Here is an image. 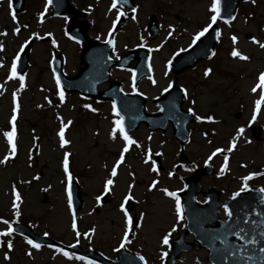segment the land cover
Returning a JSON list of instances; mask_svg holds the SVG:
<instances>
[{
  "label": "rangeland",
  "instance_id": "1",
  "mask_svg": "<svg viewBox=\"0 0 264 264\" xmlns=\"http://www.w3.org/2000/svg\"><path fill=\"white\" fill-rule=\"evenodd\" d=\"M101 1L97 18H105L103 15L108 12L106 7L110 4ZM70 3L77 9L87 10L96 4V0H70ZM42 4L43 0H26L24 11L8 23L11 35L0 38V62L5 64V68L0 67V81L8 76L13 54L31 37L34 39L28 70L22 75L24 87L20 88V80L16 76L6 82L0 95V160L9 157L0 163V214L20 211L22 217L37 221L39 233L48 231L51 237L66 244H78L86 250H96L107 258L115 259L125 229L130 226V223H125L124 212L120 209L124 196L129 195L134 203L132 215L136 216L140 227L131 232L124 247L137 252L147 264H162V254L169 252V243H162L164 235L167 234L171 241L178 236L184 224L182 218L177 220L175 199L163 191L174 192L181 187L180 176L184 170L174 171L179 162V142L173 138L170 127L165 132L152 133L140 125L129 134L139 147L135 144L129 146L117 166V175L111 177L110 201L97 205V197L102 195L104 183L110 178L112 167L124 146L118 130L110 135L118 116L112 112L111 104L82 98L75 93H63L61 102L50 67L52 50L58 48L61 51L64 72L72 75L80 66V45L65 33L69 15L51 17L47 13L43 23L35 18ZM139 4V14L134 19L127 18L120 27L121 32L116 34L115 53L146 42L143 35L145 21L155 10L161 34L156 40L146 42L151 48L158 47L151 51L149 61L152 79L143 80L137 87V91L146 98V112L152 113L158 110L153 99L167 89L174 78L168 62L207 22L211 15V0H144ZM5 13L4 10L3 15ZM108 14L103 24L99 22L88 31L92 38L101 28L103 36L114 18V12ZM89 17L92 15H87L91 22ZM14 29L18 31L14 33ZM219 33L220 43L213 56L180 74L178 84L186 98L183 107L201 117V120L188 125L189 139L183 148L184 156L190 164L201 166L219 148L222 151L207 162L218 171L224 164V156H228L225 172L207 176L202 183L205 188L215 186L219 189L224 195H221L223 201L228 193L241 190L242 186L264 190V101L257 108L255 101L260 99L261 89L251 90L259 84V74L264 72V48L259 46L264 44V0L241 3L234 19L219 25ZM42 36H48L49 42L41 41L39 37ZM233 36L237 38L235 44L231 39ZM253 39L258 43H253ZM233 49L247 59L231 56ZM205 70H209L207 76ZM110 74L111 78L123 83L126 91L132 90L128 70L115 69ZM14 94L17 119L10 124ZM209 116L212 121L207 120ZM249 123L262 128L258 139L251 136ZM13 125L16 132L14 155L10 153L3 135L11 131ZM61 125H66L64 139L67 143L63 147L58 135ZM241 128L243 132L237 136V130ZM234 137V147L228 151ZM65 153L68 154L69 174L82 189L83 204L76 215L70 213L65 191L68 181L63 170ZM156 157L161 168L156 166L153 172L151 168ZM169 173L175 175L169 176ZM252 173L257 175L248 181L242 179ZM153 181L157 183L152 185ZM14 188L18 191V200L13 195ZM43 195L47 197L46 202H43ZM197 199L203 202L201 196ZM13 200H16V208L12 207ZM220 217H224L223 213ZM73 218L78 225L75 232ZM77 232L80 233L79 238L76 237ZM186 239L192 240V237ZM31 252L32 262L17 258L4 264H96L77 259L71 253L66 257L62 251L52 249H33ZM205 257L204 249H196L182 253L175 264H207Z\"/></svg>",
  "mask_w": 264,
  "mask_h": 264
},
{
  "label": "water",
  "instance_id": "2",
  "mask_svg": "<svg viewBox=\"0 0 264 264\" xmlns=\"http://www.w3.org/2000/svg\"><path fill=\"white\" fill-rule=\"evenodd\" d=\"M238 0H221V11H226V16L229 17L234 13ZM216 29L213 28L207 36L202 38L198 45L191 51L183 53L176 57L172 62V70L175 72H180L184 68L192 66L197 60L205 58L212 53L215 41H216ZM29 48V47H28ZM27 50L22 55L21 59L26 60ZM88 51L84 50L83 58L87 55ZM85 62V60H83ZM146 65V59L144 60ZM99 69L95 72H90L87 75L80 76V74L75 78H72L67 81H71L69 89H78L84 94L99 96L95 92V85L97 82H101L106 78V68ZM66 86V82H63ZM114 86V85H112ZM158 116V115H156ZM150 116V117H156ZM141 119H145V116L142 115ZM192 120V118L190 119ZM200 171H196L195 175L186 179L188 185H190L192 193H189L188 197L194 203V192L199 190L198 185V176ZM186 194L185 191L183 192ZM183 193L181 195H183ZM79 190L75 189V196L78 199ZM252 198V199H251ZM259 198L243 196L238 194L234 196L228 202V211L230 213L229 220L225 223L222 229L213 233V236L206 241L212 243L209 244L210 250V261L212 264H258L259 260L264 256V252H261L260 249L264 248V202H261L260 205L253 207L252 205L258 203ZM264 201V198H263ZM186 216L188 217V210H186ZM247 218V219H244ZM214 219V217H213ZM211 219V220H213ZM210 220V219H209ZM207 221H203L202 224ZM243 230V231H241ZM235 233V234H234ZM235 235V238H240L244 241L241 245H236L233 242L226 241L228 236ZM247 240H254L255 247L259 250L257 255H254L251 251L253 246L247 243ZM231 253V254H230ZM224 258V260H220ZM124 263V260L120 264ZM119 264V263H118ZM129 264H139L129 261ZM142 264V263H140ZM166 264H171L169 261Z\"/></svg>",
  "mask_w": 264,
  "mask_h": 264
},
{
  "label": "snow or ice",
  "instance_id": "3",
  "mask_svg": "<svg viewBox=\"0 0 264 264\" xmlns=\"http://www.w3.org/2000/svg\"><path fill=\"white\" fill-rule=\"evenodd\" d=\"M118 2H119V0H112L109 10L111 11L112 9H116ZM48 3H51V0H47V3L45 4V8H47V4ZM219 4H220V0H211V5H210V8H209V11L211 13V15L209 17V23L203 29H201L200 31L196 32V34L192 37V44H195L201 37H203L205 35V33H207L209 31V29L212 28L213 24L217 21V18L220 15ZM9 7L11 9L12 0H9ZM132 11L135 12L136 9H132ZM116 14H117V19H119V17L124 15V13L119 11L118 9H117V13ZM40 15L43 16V13H41ZM12 19L13 20L16 19L14 15L12 16ZM115 23H116V21H113V25H115ZM225 23H228V21L225 20ZM16 31H18V29H14V33ZM3 34L4 33H0V35H3ZM169 35H171V32L169 33ZM216 35L217 36L220 35L218 30L216 32ZM231 39H232L233 44H235L237 38L235 36H233V37H231ZM107 43L109 45H111L113 43V41L111 39H109V40H107ZM253 43H258V42L255 39H253ZM53 44H55V41H53ZM259 46L264 48V44H260ZM21 47L23 48V45ZM17 55H19V53ZM231 56L238 57L241 60H246L247 59V57L241 55L236 49L232 50ZM16 68H17L16 59H13L12 62H11V67H10V71H9V78H15L16 77V75H17ZM204 74H205V76H207L209 74V70H205ZM53 78L56 81V86H57V89H58V94L60 96V100H61V102H63L64 94H63L62 91H59V89H60V80H59L58 77L55 76V74H54ZM149 79L151 80L152 77L149 76ZM19 80H20V88L22 89L24 87V77L20 76ZM258 80H259V84L256 87H253L251 89L253 92H255L257 90V87H259L261 89L260 99L255 101V104H256L257 108H259V106L261 105L262 101H264V72L259 74ZM153 83H155V82L153 81ZM169 87H171V84L169 85ZM133 90H135V89H133ZM165 91H167V89H165ZM13 105L14 106L12 108V116H11V119L9 121L10 124H12L17 119V115H16L17 107H16L15 94L13 96ZM84 107L87 108L89 106L88 105H84ZM191 111L192 110L189 109L190 113H191ZM113 112L116 113L115 103H113ZM116 115H119V114L116 113ZM255 115H256V113H255V110H254L253 119H255ZM195 118H196L197 121L201 120V117H199V116H196ZM212 119L213 118L211 116L207 117L208 121H212ZM65 127H66V125H61L60 131L58 133V135L60 136L61 147H63L67 143V141L64 139V129H65ZM117 130L119 131V134H120L121 138L124 141V146H123V149L120 152V158L116 160L114 166L112 167V170H111V173H110V178L107 179L105 181V183H104V192L105 193H107L110 190V185L113 184V179L111 177H115L117 175V166L120 165V163L124 159V154L129 150V146L135 144L137 147H139V144H137L135 140L131 139L130 136L125 133V129H124V125H123V117H120L119 119H116L114 121V127H113L112 133H110V135L115 134L117 132ZM242 132H243L242 128L238 129L236 135L239 136ZM15 134H16V132H15L14 125H13V129L11 131H6V132L3 133L4 137L7 140V144H8L10 153L13 154V155L16 152V146H15V144L13 142ZM234 141H235V137L233 138V142H232V144H230V146L228 148V151H232V148L234 147ZM221 151H222L221 149L217 148L215 151H213L211 153V155H209L208 160H211L217 153H219ZM157 155H159V153H157ZM8 158H9L8 156H5L3 160H0V163H4ZM208 160L205 161L206 164H207ZM227 161H228V156L225 155L224 156V164H222L221 168H220V174H223L225 172L226 167H227ZM145 162H147V161H145ZM63 170H64V173H65V176L70 181L71 180V176L69 174L68 154L67 153H65V158H64V161H63ZM151 171H153V172L156 171V165L154 163L152 165ZM171 175H172V173H169V176H171ZM254 175H257V174L256 173H252V174H249L248 176L243 177L242 179L244 181H248V180L252 179ZM156 183H157L156 181H153L152 185H155ZM129 187L131 188L132 186L129 185ZM150 188H151V186H150ZM241 190L242 191L244 190L243 186H242ZM65 191L68 193L69 208L71 209V192L68 190V188H66ZM163 191H164V194L166 196L173 197L175 199L176 217H177V220H180L181 219V214H182V207H181L180 199L177 197L175 192L168 191L166 189L163 190ZM262 191H264V190H262ZM13 195L16 197V200L19 199V196L16 195L15 190L13 191ZM236 195H237V193L233 194V196H236ZM130 199H131V196H129V195L124 196V201H128ZM16 200H13V202H12V207L13 208L17 207ZM97 200L99 201V197H97ZM120 209H121L122 212H124L125 223L126 224L131 223L132 221L128 217V213L125 211L123 203H121ZM225 213L230 215V213L228 212L227 206H225ZM16 215H19V213L17 212ZM0 223H3L5 225H7L6 231L0 232V235H3V236L11 235L13 230H14L12 224L10 222H8L7 220H2V219H0ZM136 227H140V225L136 224ZM72 228H73V231L75 232L76 231V223H75L74 219H73V223H72ZM174 230H175V228H173V231ZM241 231H243V230H241ZM76 234L78 236L80 235L78 232ZM45 235H47V234H45ZM84 235H87V233H85ZM261 235H264V233H261ZM127 237H128V232H127V230H125L124 238L121 240V243H120V247L121 248H123L125 246V243L128 242L127 241ZM26 242H27L28 245H30L34 249H39L41 247L40 244L35 243L31 239H27L26 238ZM168 242H169V236L166 234V235H164V237L162 239V243L167 245ZM247 243L248 244H254L255 241L254 240H247ZM8 246H9V248H11V242H9ZM56 251L59 252V251H61V249L58 248V249H56ZM260 251L264 252V248H261ZM63 255L66 256V257L69 256V254L67 252H63ZM5 258L7 259L8 257L6 256ZM69 258H71V257H69ZM76 258L80 259V260L84 259V257H76ZM143 259H144L143 257H140L141 261H143ZM161 259H163V254L161 256ZM88 264H90V262H88Z\"/></svg>",
  "mask_w": 264,
  "mask_h": 264
}]
</instances>
